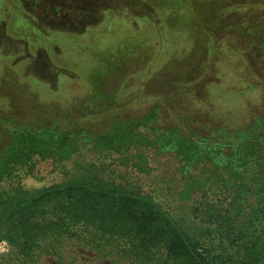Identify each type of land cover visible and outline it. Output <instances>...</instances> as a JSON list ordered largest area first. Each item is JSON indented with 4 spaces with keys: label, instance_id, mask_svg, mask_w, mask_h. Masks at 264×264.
<instances>
[{
    "label": "rangeland",
    "instance_id": "obj_1",
    "mask_svg": "<svg viewBox=\"0 0 264 264\" xmlns=\"http://www.w3.org/2000/svg\"><path fill=\"white\" fill-rule=\"evenodd\" d=\"M263 15L260 0H0V150L13 127L78 120L90 124L92 112L99 110L119 109L124 117L143 114L161 94H174L173 79L187 73L191 82L181 87L188 91L182 100L196 106L198 99L205 108V74L225 72L230 82L239 72H246L249 82L262 76L257 37ZM64 19L65 28L45 30L51 38L35 29L43 31L50 22L60 26ZM36 39L37 44L42 39L60 46H33ZM213 59L223 63L216 66ZM232 79L240 87L245 83ZM227 106L223 108L240 113L243 120L253 108L264 107V91H243ZM144 153L146 169L138 171L137 156L99 152L88 143L64 161L35 156L16 165L0 187L20 182L32 189L98 175L151 194L193 227L201 220L194 210L199 198H179L175 157L151 147ZM61 251L68 264H127L124 251L104 255L99 247L76 239L67 240ZM0 264L56 262L19 258L0 244Z\"/></svg>",
    "mask_w": 264,
    "mask_h": 264
},
{
    "label": "trees",
    "instance_id": "obj_2",
    "mask_svg": "<svg viewBox=\"0 0 264 264\" xmlns=\"http://www.w3.org/2000/svg\"><path fill=\"white\" fill-rule=\"evenodd\" d=\"M257 38L262 76L249 82L246 72H239L232 78L245 82L241 89L244 84L230 82L225 72L205 74V108L198 99L196 106L182 100L188 91L181 87L191 82L187 73L173 79L174 94H161L143 114L99 110L90 124L13 127L0 150V183L35 156L64 161L88 143L99 152L137 156L138 171L146 169V147L170 153L182 183L179 198H199L194 210L201 220L193 227L149 193L83 174L32 189L20 182L0 187V244L19 258L48 257L56 264H68L61 250L69 239L97 246L104 255L124 251L127 264H264V107L253 108L243 120L223 108L243 91H264V15ZM211 50L216 51L213 44ZM105 116L111 119L104 121Z\"/></svg>",
    "mask_w": 264,
    "mask_h": 264
},
{
    "label": "crops",
    "instance_id": "obj_3",
    "mask_svg": "<svg viewBox=\"0 0 264 264\" xmlns=\"http://www.w3.org/2000/svg\"><path fill=\"white\" fill-rule=\"evenodd\" d=\"M60 16H62V15H60ZM63 17V16H62ZM64 17H66V16H64ZM59 19L61 18V17H58ZM64 23H67V20L66 19H64L63 21H62V23H60L59 22V24H62V25H60V26H56V25H53L51 22L50 23H48V26H47V28H42V30L43 31H40L38 28H35L38 32H39V34H42V36L44 37V38H51V32L50 31H48V32H45V30L46 29H48V30H50V28H53L54 30H60V29H62V28H65L64 27ZM53 25V26H52ZM62 26V27H61ZM41 41H39L38 42V44H37V39H36V43H35V41H33L32 43H33V46H36V45H42V46H45L46 47V45H48V44H50V42L49 41H43L42 39H40ZM30 43V42H29ZM30 45H31V43H30ZM51 46H55V45H58V46H60V44L58 43V42H55V41H53V42H51V44H50Z\"/></svg>",
    "mask_w": 264,
    "mask_h": 264
}]
</instances>
